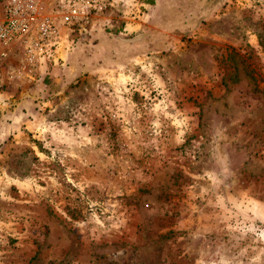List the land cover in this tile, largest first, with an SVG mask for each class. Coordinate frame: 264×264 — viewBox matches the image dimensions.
<instances>
[{"label":"rangeland","instance_id":"1","mask_svg":"<svg viewBox=\"0 0 264 264\" xmlns=\"http://www.w3.org/2000/svg\"><path fill=\"white\" fill-rule=\"evenodd\" d=\"M101 6L0 56V264H264V0Z\"/></svg>","mask_w":264,"mask_h":264},{"label":"built area","instance_id":"2","mask_svg":"<svg viewBox=\"0 0 264 264\" xmlns=\"http://www.w3.org/2000/svg\"><path fill=\"white\" fill-rule=\"evenodd\" d=\"M104 0H2L0 56L16 54L30 66L39 65L59 48L62 29L102 10ZM67 25V26H66Z\"/></svg>","mask_w":264,"mask_h":264}]
</instances>
